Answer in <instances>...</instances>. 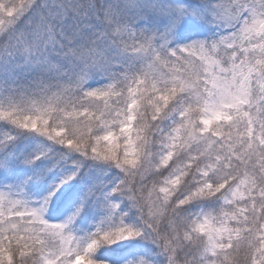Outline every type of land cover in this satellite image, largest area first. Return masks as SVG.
<instances>
[{"label":"snow or ice","instance_id":"snow-or-ice-1","mask_svg":"<svg viewBox=\"0 0 264 264\" xmlns=\"http://www.w3.org/2000/svg\"><path fill=\"white\" fill-rule=\"evenodd\" d=\"M0 264H264V0H0Z\"/></svg>","mask_w":264,"mask_h":264}]
</instances>
